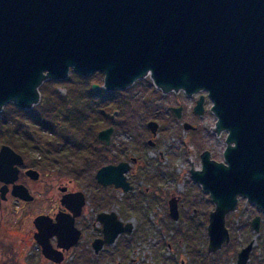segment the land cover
<instances>
[{
	"label": "water",
	"instance_id": "95a60500",
	"mask_svg": "<svg viewBox=\"0 0 264 264\" xmlns=\"http://www.w3.org/2000/svg\"><path fill=\"white\" fill-rule=\"evenodd\" d=\"M70 72L82 77L102 73L101 88L107 92L148 78L163 94L199 93L194 106L199 115L205 92L215 118L210 131L226 133L223 161L204 150L200 167L192 165L189 171L214 206L207 252L214 254L230 242L225 219L239 197L260 213L251 220L259 233L264 215V0H0V111L7 104L31 109L40 101L44 82L67 79ZM98 87L92 84L93 90ZM148 127L155 134L157 124ZM111 131L99 132L100 139L109 143ZM15 164L21 157L2 146L0 181L5 185L16 180ZM127 169V163L106 165L96 179L128 191ZM12 195L32 199L21 184H13ZM61 202L77 215L84 194H63ZM169 214L177 217L173 200ZM98 220L103 238L93 240L95 252L132 231V224H123L115 212L101 213ZM33 223L41 254L56 263L62 256L50 237L55 235L62 248L79 238L70 215L57 214L55 222L39 215ZM255 242L253 237L237 252L236 264H247Z\"/></svg>",
	"mask_w": 264,
	"mask_h": 264
},
{
	"label": "rangeland",
	"instance_id": "374dc122",
	"mask_svg": "<svg viewBox=\"0 0 264 264\" xmlns=\"http://www.w3.org/2000/svg\"><path fill=\"white\" fill-rule=\"evenodd\" d=\"M91 82L101 83L102 79L95 76L82 80L76 74L71 73L68 80L62 82L47 81L39 88L41 95L47 101L42 106H36V111L51 112L50 110H55L51 114L55 116L56 114L59 115L61 111H66L67 104H70L71 109L69 111L73 114L69 121L62 122V130L56 129L61 135L59 134V137L52 135L53 143L50 146L52 164H49V166L53 171L49 185L46 189L44 188L45 178H42V182L36 184L33 191L39 197L30 206L26 207L25 213L22 211L23 209L21 211H14L12 207L4 209L0 238L3 239L6 246L14 250L18 248L21 258L24 260L22 263L51 264L35 248V241L32 237V230L35 229L31 219L35 213H48V211H51L55 205V200L59 197L58 186L64 184L68 178L63 170L66 167H71L70 163L75 169L72 175H77V179L71 184V188L80 189L87 194L88 207L97 209L105 202L101 199L103 190L100 189L92 176L95 169L93 164L96 162H94V158L97 159L94 154L96 143L94 145L92 142V133L88 128H94V132H96L100 127H108V116L117 111V115H114L113 118L115 132L112 141L124 140L128 142V149H131L136 155L142 145L144 151L147 152V155L143 154L142 158L153 160L150 165L149 176H152V174L158 176H152L154 179L147 176L142 181L138 180L139 185L142 187L150 186L152 191L149 194L134 191L125 194L120 201L122 205H128L129 209L119 215L123 219H129L133 222L134 233L130 238L125 235L118 237L113 245L116 259L123 261L131 253H134L142 264H236V252L255 237L256 242L253 245L247 264H264V215H261L260 231L255 234L250 221L251 218L260 213L243 198L239 199L236 211L228 214L225 219L230 232L231 243L224 245L212 255L206 253L207 213L210 209H213V205L208 201V196L201 192L199 186L192 182L188 174V168L190 160L194 161L196 166H199L198 154L203 149L212 150L214 157L218 160L221 157L223 142L209 136V127L213 126L215 121L214 116L208 110L211 102L207 101L204 114L198 117L194 116L191 108L199 93L194 96H186L183 92L177 94L171 92L162 95L145 79L136 82L128 91L100 92L97 95H90L89 84ZM201 93L206 96L205 92ZM79 98L80 103L78 104L79 101L77 100ZM178 105L184 107L183 120L196 125V131H185L181 124L175 120L170 107ZM78 106L85 108L86 121L84 125L82 123V127H80V122L77 123L76 112L72 110L78 108ZM17 115L19 113L15 106L12 104L4 106V110L0 115V133L8 131L7 128L1 126L4 123L13 125L14 117ZM99 117H102L101 122L97 121ZM149 120H155L159 125L158 135L154 139L157 144L155 148L144 145L146 140L151 137L149 130L146 128V123ZM23 121L22 118L20 122ZM7 136H9L8 132L5 136L2 133L0 142L8 141ZM1 137L5 140H1ZM223 137L224 135L221 136V138ZM79 139L82 144L80 150H67L68 153H65L61 150L63 148H58L54 144L55 140H59L62 144L64 141H68L77 144L74 147H80L77 142ZM114 146L113 150L118 147L116 144ZM159 151L162 152L163 159H158L155 163ZM55 158L62 159L56 164L54 162ZM170 191L188 197L187 201L190 203L186 205L190 209L194 207L198 209L197 217L204 219V227L194 225L191 229V226L182 224L176 226L175 223H171L173 220L169 218L167 205L164 202L169 198ZM119 196L120 194H118ZM141 197H144V199ZM193 198H195L198 205L192 202ZM110 205L117 210L115 204L108 203V208H110ZM30 207L32 213L27 215ZM203 211H205L206 216ZM13 222H16L18 226L13 225ZM89 233V229H85L86 245L92 238L89 237ZM86 248L82 255L85 259L83 264H95L93 258H91V248L87 246ZM30 252L32 259L28 260ZM75 252H80L78 247ZM108 259L109 257H105L101 263L107 264Z\"/></svg>",
	"mask_w": 264,
	"mask_h": 264
},
{
	"label": "flooded vegetation",
	"instance_id": "af4514ba",
	"mask_svg": "<svg viewBox=\"0 0 264 264\" xmlns=\"http://www.w3.org/2000/svg\"><path fill=\"white\" fill-rule=\"evenodd\" d=\"M71 73H73V72H71ZM73 74H75V73H73ZM69 76H68V78H69ZM95 76H96V78L102 79V82H103V74L100 72H95L88 77H82V76L77 75V77H80L83 80H87L88 78L95 77ZM68 78L64 79V80H68ZM145 79H146V81L151 83L148 78H145ZM145 79H141V80H145ZM49 81L62 82L63 80H61V81L49 80ZM138 81H136V82H138ZM102 82L101 83H95V82L92 83L91 82L89 84L90 95H97L100 92L115 93V92H119V91H128L136 83L135 82L131 87H129L125 90H117L115 92H107L101 88ZM92 84H98L99 85L97 90L92 89ZM157 90H159V89H157ZM39 91H40V89H39ZM169 93H171V92H169ZM169 93H166V94H169ZM161 94L166 95V94H163L162 92H161ZM174 94H177V93H174ZM198 97H199V95L197 96V98ZM196 99H194V103H193L194 105L192 106L191 111L194 114V116L201 117L205 112V107H206L207 101H210V100L207 98V96H205L204 112H203V114L199 115V114H196L194 112V106L196 103ZM46 101H47V99L43 95H41V92H40V101L37 105H34L31 109H28V110H24V109H21V108L15 106L19 115L14 117V121H13L14 124L13 125H7L6 123H4L1 126L3 128H7L8 131L3 130L5 132H1L0 135L3 133V136H5V134L8 132L9 136H7V137L10 139V141L8 139V141H6V142L5 141L0 142V150H1L2 146H4V145L9 146L14 151V153H16V155H19L21 157V164H19V165L15 164L14 165V167L17 168L16 180L14 181V183H8L5 185L4 182L0 181V228H1V225L3 223L4 209L5 208L12 207V209L14 211H17V210L21 211L23 209L22 211L25 213L26 207L30 206L39 197V195H37L35 193V191H33V188L36 186V184L42 182L41 181L42 178H45L44 188L46 189V187L49 185V181L52 178L53 169L51 170V167L49 166V164H52V160L50 158V152H51L50 146L53 143L52 135L54 134L57 137H59V134L61 135V133L59 131H56V129L62 130L63 129L62 122L63 121H69L71 119V115L73 114V112L68 114V110L71 109L70 104H67L66 111H61V112H59V115L56 114L55 116L51 115L52 112L55 110H50L51 112L39 111V110L36 111L35 107L44 105L46 103ZM77 101H79L78 102V104H79L80 98ZM178 109H179V115H177V113H176V110H178ZM3 110H4V107L0 111V113H2ZM72 110H74L76 112V116L78 118L77 123L80 122V127H82V123L84 125L85 121H86V118L84 115L85 108L78 106V108H75ZM170 110L173 113L175 120H177L181 124L182 128L185 131H192L193 132V131L197 130L196 125L190 123L187 120H183L184 107L182 105L172 106V107H170ZM209 112H210V110H209ZM116 113H118V112L116 111V112H114L113 115L108 116V121H109L108 127L107 126H104V128L100 127L96 132H94V128H88L89 130H91V133H92V136H91L92 142L94 143V145L96 143V146H94V145L93 146H94V154L96 155L97 159L94 158V162L95 161L96 162H95V164H93L95 169H94L92 176H93V180H95V182L100 187V189L103 190V192L101 193V199H102V201L104 200L105 202L97 209L94 207H88V205H87L88 204L87 194L80 189H72L71 188V184L74 181H76L77 175L76 176L72 175L73 174L72 172H74L75 169L72 167V165H71L72 163H70L69 165L71 167H66V169L63 170L64 173L68 175V178L64 184H62V185L60 184L58 186L59 197L57 200H55V205L53 206L51 211H48V213H35L32 216L31 221H32V224L34 226L33 221L39 215H45V216L49 217L52 222H55L57 214L70 215V216H73L74 226L79 231V238L77 239L76 243L74 245L68 247V248L58 247L57 246V237L55 235L50 237V239H49L50 244L54 248L59 250L61 253V256H62L61 261L59 263H56V262H53V261L47 259L48 262L51 264H83V260L85 261V259L83 258L82 255L84 254L85 249H87L86 246L91 248V250H92V257L91 258H93L95 264H102L101 261L104 260L105 257H109L107 264H142V263H140V259L137 256H135L134 253H131L126 260H123V261L117 260L116 259L117 257L114 256L115 251L113 250V245L115 244V242L119 236L125 235V236H128V238H130V237H132V234L134 233L133 222L129 219H123L119 215L121 212L128 211V209H129L128 205H122L120 201L122 200L123 196H125V194H129V193H132L134 191L142 192V194H149L152 191V189H150V186L142 187L141 185H139L140 182L138 180L142 181L145 177L149 176L150 170H151L150 165H151L153 160L150 161V158H148V159L142 158L143 154L147 155V152L144 151V148L142 145L139 147V150H138L139 152L136 155L134 152H132L131 149H128V145H127L128 142H126L124 140H120L119 142L112 141V136L114 135V132H115V128L113 126V124H114L113 118H114V115H117ZM22 118L24 119V121L20 122ZM101 118L99 117L97 121L101 122V120H102ZM83 120H84V122H83ZM152 121L157 124L155 134H153L150 131V128L148 127V123L152 122ZM185 123L190 124L193 128L190 127L189 129H185L184 128ZM109 127L112 128V131H111L110 136H109V143H106L105 141L100 139L99 132H101V131L109 128ZM211 127L212 126L209 127V136L210 137L213 136L217 140H221L223 142V147H221V157L218 160V159H216V157H214L212 150L203 149L198 154V162H200V154L204 150H207L210 152V158L211 159H214L216 161H223L222 153H223V150L225 147L226 133L222 132L220 135H216L210 131ZM146 128L149 130L151 137L146 140L144 145L149 146L151 148H155L157 144L154 141V139L158 135L159 125L155 120H149L146 123ZM223 135H224V137L221 138V136H223ZM82 136H83V134H82ZM125 136H127V135L125 134ZM1 140H5V139H3L1 137ZM77 142L80 145V147H74L77 144H75L74 142L72 143V142H68V141H64V143L62 144V142H60L59 140H55L54 144L58 148H63L61 150H63L65 153H68L67 150H69V151L72 149L80 150V148L82 146V144L80 143V139ZM115 144L118 145V147L115 150H113V146ZM114 148H115V146H114ZM61 159L62 158H55L54 162L57 164L60 162ZM66 159H70V158H66ZM158 159H160V160L163 159L162 152H160V151L158 152V156L155 158V163L157 162ZM66 162H69V161H66ZM119 163H127V165H128L127 171L124 172L126 182L129 184V186H131V189H129L128 191H124L123 188H121V187L117 188L114 186V184L102 185L96 179V173L100 168H102L103 166H106V165L116 166ZM88 165H90V163H88ZM192 165L194 167H198V168L200 167V166H196L194 161L190 160L189 168H188L189 177H190L189 171H190ZM32 171H33V173H32ZM152 176L155 177L158 175L152 174ZM152 176H149V177H152ZM150 179H154V178L152 177ZM190 179H191V177H190ZM136 182H138V183H136ZM192 182L195 183L197 186H199L193 180H192ZM13 184L23 185L27 189L28 195L31 196L32 199L25 200V199H22L18 196L12 195ZM4 185H5L6 189L4 191H2V189L4 188ZM199 188H200V186H199ZM200 190H201V188H200ZM79 191H81L84 194V204L81 208V211L79 209L78 214L74 215V211H72L67 205H65L61 202V197L63 194L79 192ZM201 192H203L205 195H207L208 201L211 202L209 194L204 192L203 190H201ZM118 194H120L119 197H118ZM141 198L144 199V197H141ZM240 198L241 197H239V199ZM171 200L176 202L177 217L175 219L169 214V204H170ZM187 200H188V197H186L184 194H177L176 192L170 191L169 198L167 200H164V202L167 205L169 218L171 220H173V222L171 221V223H175L176 226H178L179 224L191 226V229L194 227V225L195 226L199 225V226L204 227V224H203L204 219L202 217H200V218L197 217L198 209L195 207L190 209L186 205L187 203H190ZM110 202L112 203V205L115 204V206L117 207V210L115 208H112L111 205H110V208H108L109 206H107V204ZM192 202H194L195 205H198V204H196L195 198H193ZM238 202H239V200H238ZM211 204L213 205L212 202H211ZM23 205H25V206H23ZM213 208H214V206H213ZM211 210H213V209H210L207 213V225L209 222V212ZM27 212H28L27 215H30L32 213L31 207L29 208V210ZM111 212H115L117 215V218L121 222H123V224H126V223L132 224V231L130 234L120 233L116 237L114 242L103 243L102 247L97 252H95L93 247H92L93 240L96 238L97 239L103 238V232H102L103 225H102L101 221L98 220V216L101 213L108 214ZM203 214L206 216L205 211H203ZM251 220H252V218H251ZM13 225L18 226L16 222H13ZM207 225H206V236H207ZM250 225H251V221H250ZM34 229L35 230H32L33 239H34V236H33L34 232L36 231L35 226H34ZM85 229H89V231H90L89 237L90 238L92 237L89 240V243H87V245L85 244V241L87 240V239L85 240ZM194 231H196V230H194ZM230 238H231V236H230ZM34 241H35V239H34ZM207 242H208V237H207ZM230 243H231V239H230V242L228 244H230ZM224 245H227V244H224ZM77 247H78V250H80V252H75ZM35 248L41 252V249L36 244V242H35ZM237 252H236V254H237ZM206 253L209 254L207 252V244H206ZM210 255H212V254H210ZM29 259H32L31 252H30V255L28 256V260ZM22 261H24V260H22L21 254L19 253L18 248L16 250H14L11 247L6 246L3 239L0 238V264H24V263H22Z\"/></svg>",
	"mask_w": 264,
	"mask_h": 264
},
{
	"label": "trees",
	"instance_id": "16d2710c",
	"mask_svg": "<svg viewBox=\"0 0 264 264\" xmlns=\"http://www.w3.org/2000/svg\"><path fill=\"white\" fill-rule=\"evenodd\" d=\"M80 79H82V78H80ZM83 80V79H82ZM70 113V111L68 110V114ZM0 115H1V113H0Z\"/></svg>",
	"mask_w": 264,
	"mask_h": 264
}]
</instances>
